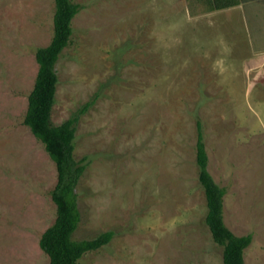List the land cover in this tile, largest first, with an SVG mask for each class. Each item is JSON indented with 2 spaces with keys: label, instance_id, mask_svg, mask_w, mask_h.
<instances>
[{
  "label": "rangeland",
  "instance_id": "obj_1",
  "mask_svg": "<svg viewBox=\"0 0 264 264\" xmlns=\"http://www.w3.org/2000/svg\"><path fill=\"white\" fill-rule=\"evenodd\" d=\"M73 1L82 8L51 118L59 125L97 97L76 131L75 157L89 164L73 238L114 232L77 264H223L205 222L197 119L226 190L225 224L252 234L245 264H264V0L211 18L184 0L202 17L185 23L181 0ZM55 10V0H0V264H49L39 239L56 218L57 170L23 120Z\"/></svg>",
  "mask_w": 264,
  "mask_h": 264
},
{
  "label": "trees",
  "instance_id": "obj_2",
  "mask_svg": "<svg viewBox=\"0 0 264 264\" xmlns=\"http://www.w3.org/2000/svg\"><path fill=\"white\" fill-rule=\"evenodd\" d=\"M196 1L202 3L206 11H211L240 4L242 0ZM55 6L53 38L47 46L35 50L39 67L34 87L28 96L23 123L43 144L57 170V181L50 191L57 214L54 223L41 234L39 246L48 256L49 264H77L86 253L107 245L114 232L104 231L91 239L73 238L82 219L77 188L89 164L88 155L80 159L75 157L76 131L81 116L93 106L97 97L86 102L61 124L53 123L51 113L59 82L57 63L72 41V21L82 8L73 0H55ZM196 131V162L208 208L205 222L214 242L223 248V264H245L244 253L252 242V234L235 235L225 224L226 190L215 182L208 170V154L200 119L196 120Z\"/></svg>",
  "mask_w": 264,
  "mask_h": 264
},
{
  "label": "crops",
  "instance_id": "obj_3",
  "mask_svg": "<svg viewBox=\"0 0 264 264\" xmlns=\"http://www.w3.org/2000/svg\"><path fill=\"white\" fill-rule=\"evenodd\" d=\"M241 4V3H240ZM240 4H237V5H233V6H229V7H226V8H222V9H215V10H211V11H206V12H204V13H207L208 15H202L203 16V18L205 17V18H211L212 17V15H209V14H212V13H216V12H224V11H227V10H229L230 12H231V10H233L235 7H237V6H239ZM165 7H167V6H165ZM194 11H196V10H194ZM237 13V12H236ZM237 15V14H236ZM240 15V14H239ZM238 15V21L239 22H242L243 20H244V18H243V15H241V16H239ZM201 15H197V16H191V14L189 13V12H187V10H186V5H185V2H184V0H181V20H183V22L185 23V22H194V21H196L197 19H199V18H202V17H200ZM233 18V17H232ZM206 20V19H205ZM227 24L231 27V26H233V24L231 23V21L229 20V21H227L226 20V22H225V25L223 26V27H225V26H227ZM243 25H245V24H243Z\"/></svg>",
  "mask_w": 264,
  "mask_h": 264
}]
</instances>
